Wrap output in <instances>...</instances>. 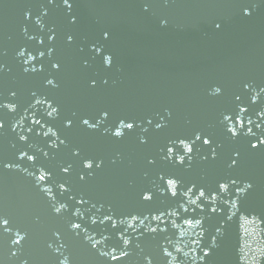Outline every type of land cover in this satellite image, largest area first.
Returning <instances> with one entry per match:
<instances>
[{"label": "water", "instance_id": "obj_1", "mask_svg": "<svg viewBox=\"0 0 264 264\" xmlns=\"http://www.w3.org/2000/svg\"><path fill=\"white\" fill-rule=\"evenodd\" d=\"M68 3L0 0V264H264V0Z\"/></svg>", "mask_w": 264, "mask_h": 264}, {"label": "snow or ice", "instance_id": "obj_2", "mask_svg": "<svg viewBox=\"0 0 264 264\" xmlns=\"http://www.w3.org/2000/svg\"><path fill=\"white\" fill-rule=\"evenodd\" d=\"M49 2H51V0H49ZM63 2H64L69 8L71 7V4L68 3V0H63ZM72 22L75 23V20H73ZM217 27H219V25H217ZM105 38H107V34H106V33H105ZM67 39H68V42L71 43V41H72V37L69 36ZM41 55H43V53H41ZM105 59L107 60V58H105ZM56 66L58 67L59 65H56ZM49 83H51V81H49ZM237 99H239V97H237ZM253 103H255L254 100H253ZM246 110H247V109H242V111H246ZM226 119H231V117H226ZM237 122L239 123V125H240L241 128H244V124H243V121H242V120H240L239 118H237ZM69 123H71V122H69ZM83 123H84L85 125H88L89 127H92V125L89 124V121H88L87 119L83 120ZM149 123H151V121H149ZM249 124H251V121H250V120H249ZM121 126H122V127H126L127 129H132V128H133V123H127V124H125L123 121H121ZM0 127H3V125L0 124ZM157 127H160V125H157ZM257 127H259V125H257ZM228 131L231 132L233 136H237V135L239 134L235 128H229ZM244 134H246V135H252V134H253V129H252L251 127L246 128ZM115 135H116V136H121L122 133H121L119 130H117V131L115 132ZM262 135H264V133H262ZM196 139H201V138H200V136H197ZM203 143H204V144H208V143H209V139H204V140H203ZM248 143H249V145H250L251 148H253V149H258V148L261 147V145H264V140H258V142H256V143H254L252 140H249ZM186 147H187V151H188L189 153H191V152H192V147H191V146H186ZM212 151L214 152L215 149H212ZM29 159H32V157H29ZM236 162H237L236 160H233V161H232V164L235 165ZM88 167L91 168L92 165L89 164ZM64 171H67V168H65ZM81 178H83V177H81ZM40 179L43 180L44 177L41 176ZM169 183L171 184L172 181H169ZM233 183H235V181H233ZM220 187L223 188V187H225V186L222 184V185H220ZM247 187H248V188H251L252 185L249 184ZM173 195H175V193H173ZM201 196H203V192H201ZM144 198H145V199H150V197H148V196H145ZM4 223L7 224V221H4ZM74 227H79V225H74ZM19 242H20L19 239L15 241V243H17V244H18ZM112 259H119V257H115V256H113Z\"/></svg>", "mask_w": 264, "mask_h": 264}]
</instances>
